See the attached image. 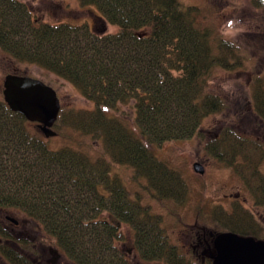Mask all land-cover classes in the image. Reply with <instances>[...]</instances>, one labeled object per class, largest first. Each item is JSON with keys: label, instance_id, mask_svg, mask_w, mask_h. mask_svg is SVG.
<instances>
[{"label": "trees", "instance_id": "1", "mask_svg": "<svg viewBox=\"0 0 264 264\" xmlns=\"http://www.w3.org/2000/svg\"><path fill=\"white\" fill-rule=\"evenodd\" d=\"M78 1L93 19L105 21V30L86 17L51 21L31 2L0 0V56L12 61L7 73L28 74L34 64L75 85L94 107L62 102L56 135L94 133L101 148L92 155L70 143L50 146L36 122L0 97V203L42 221L75 264H128L117 245V223L108 220L112 216L132 224L143 255L152 260L151 253L163 246L161 219L133 198L122 168H133V182L144 178V189L160 200L180 199L187 184L146 140L201 135L210 153L236 166L254 192L264 195L253 138L227 126L220 138L232 143L218 145L216 134L206 137L203 127L208 115L233 111L231 91L216 92L211 83L217 69L243 71L256 51L249 54L200 25V8L181 0ZM256 81L252 100L264 120V74Z\"/></svg>", "mask_w": 264, "mask_h": 264}, {"label": "rangeland", "instance_id": "2", "mask_svg": "<svg viewBox=\"0 0 264 264\" xmlns=\"http://www.w3.org/2000/svg\"><path fill=\"white\" fill-rule=\"evenodd\" d=\"M25 1L31 2L35 7L40 6L43 8L44 13H42V17L51 21L65 17L68 19L78 18L81 21L83 17H86L91 26L101 27L104 25L102 19H93L92 12L87 10L86 7L81 6L78 0ZM181 1L186 5L194 4L200 8L196 13V20L200 25L211 27L218 36L220 35L237 42L249 54H253V51H256V55L253 54V58L248 66L244 68L245 70L228 74L226 71L218 68L217 72L213 75L211 83L215 87L216 92L220 91V89H229L231 91L232 98L229 103L233 106V111L222 110L208 115L203 121L206 137L214 135L224 120L226 121V118L230 119V117L231 119H228V121H239L240 125L250 130L260 129V133L264 136V128H262L264 127V121H261L257 114H252L251 109H249V101H252L253 90L258 86L256 80L264 74V55L260 56V51L264 49V0L262 5L257 4L259 0ZM108 28H114V26L108 25ZM11 64L12 61L8 57L0 56L1 98H3V79ZM26 73L52 85L57 90L64 105L75 104L78 108L88 109L94 107V103L86 99L75 85L55 73L34 64L26 68ZM129 126L138 134H141L136 124L129 122ZM53 128L57 131L55 124ZM71 131L69 129L70 133ZM80 133L81 135L76 130L74 139H67L61 134L45 138L52 147H60L70 143L75 147L88 149L94 155L101 148V142L96 139L94 133L85 134L86 136L81 131ZM146 143L154 155L175 169L177 173L179 172L183 177L182 179L190 187L189 200L191 199L192 206L188 213L189 216H184L183 212H181L182 204L180 203L182 202L180 200L168 198L160 200L154 197L152 193L144 189L145 187L143 186L147 183L144 178L138 175L140 183L133 182L132 178H130L131 174L136 173L133 168H122L126 169L127 175L125 177L131 188V192L138 191L142 197L143 205L150 206L152 212L162 213L161 216L164 218L163 225L167 229V232H170L172 235L174 234V230L184 228L185 224L183 222H193V219L197 217V210L195 208H198V205L203 204L206 207H210L215 201H222L226 205L233 203V206H238L239 200H223L224 193L233 189L240 190L243 195L250 196V192L244 188L245 185L243 184L241 175H236L230 170L219 167V160L215 159L213 154L208 151L205 146L206 142H203L201 135H193L164 142H150L146 140ZM196 160H203L206 163L207 168L204 174L195 172L193 163ZM262 169L264 170V167ZM246 204L251 205L250 201H247ZM177 211L182 216H174L173 212ZM122 229L125 235L122 238L124 245L119 242V247L123 249L125 246L124 250H127V247L135 243V239L134 237H128L132 232L127 227V224ZM129 257L130 263L139 261L143 264H155L138 257L135 254V250Z\"/></svg>", "mask_w": 264, "mask_h": 264}, {"label": "flooded vegetation", "instance_id": "3", "mask_svg": "<svg viewBox=\"0 0 264 264\" xmlns=\"http://www.w3.org/2000/svg\"><path fill=\"white\" fill-rule=\"evenodd\" d=\"M252 101H249V109H251L252 114H257L254 102ZM228 119L229 118H226V121L224 120L223 124L217 128V132H215L217 144L232 143L231 141L220 138L223 129L227 126L236 127L241 130V135L244 137H252L255 142V146L250 143L253 146L252 151H256L260 157H257L259 158L257 171L264 176V170L262 169V167H264V136L260 133V129H252V131L240 125L239 121H228ZM260 120L264 121L261 118ZM203 142L207 141L203 140ZM214 157L219 160V167H223V169L230 170L238 175L236 166L228 165L220 156L219 158L217 156ZM196 161L204 166V172L201 173L194 169L195 172L204 174L207 168L206 163L203 162V160ZM239 164H241V167L244 163L240 161L238 162V165ZM241 179L245 185H243L244 188L250 192V196L243 195L240 190L234 189L225 192L223 195L224 201H232L233 199L239 200L238 206H233L231 202V204H227L229 205L227 206L222 201H215L210 207H206L203 204L198 205V208H195V210H197V217L193 219V222H183L185 224L184 228L174 230L173 235L165 229L163 225L164 218L161 216L162 213L152 212L150 208L151 213L160 217V224L164 229L163 232H165V234L162 235V249L151 253L154 256L152 260H146L143 255L142 244L138 241V236L135 234V229L130 222L116 220L113 216L112 218L108 217L110 222L116 221L117 223L118 247L119 242L122 244L124 242L122 238L125 235L122 228L125 224H127V227L132 232L128 237H134L135 239V243L127 247V250H124L126 248L125 246L123 249L119 247L120 252L127 259L128 264L134 263L129 262V255L133 254L134 250L138 257L155 264H168L167 261H164L168 258H180L183 260L181 264H213V258L216 254L214 240L215 237L222 232L231 231L242 236L264 239V195L255 193L249 184L243 178ZM259 192L263 193L264 188H259ZM178 194H180V199H178L179 197L176 199L182 202L180 203L182 204L181 212L186 216L190 212L192 206L191 199L189 200V185L187 184V187ZM132 196L134 199L139 197V202L143 204L142 197L138 191H135ZM247 201H250V206L246 204ZM173 215L182 216L178 211L173 212ZM139 263L143 264L141 262ZM0 264L75 263L67 257L61 246L56 242V239L47 232L42 221L31 217L20 208L0 203Z\"/></svg>", "mask_w": 264, "mask_h": 264}, {"label": "water", "instance_id": "4", "mask_svg": "<svg viewBox=\"0 0 264 264\" xmlns=\"http://www.w3.org/2000/svg\"><path fill=\"white\" fill-rule=\"evenodd\" d=\"M2 90L3 99L10 109L30 121H36L46 137L57 134L53 126L59 115L61 100L52 85L29 74L10 72L4 76ZM193 167L198 172H204V166L198 161ZM214 245L216 254L213 264H264V239L227 231L215 237Z\"/></svg>", "mask_w": 264, "mask_h": 264}]
</instances>
